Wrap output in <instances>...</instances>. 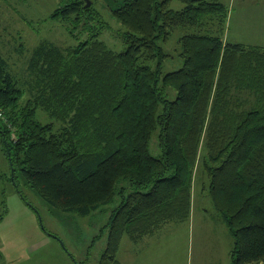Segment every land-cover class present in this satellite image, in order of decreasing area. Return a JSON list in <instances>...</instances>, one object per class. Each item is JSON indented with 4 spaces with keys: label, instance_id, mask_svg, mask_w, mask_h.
I'll use <instances>...</instances> for the list:
<instances>
[{
    "label": "trees",
    "instance_id": "obj_1",
    "mask_svg": "<svg viewBox=\"0 0 264 264\" xmlns=\"http://www.w3.org/2000/svg\"><path fill=\"white\" fill-rule=\"evenodd\" d=\"M111 1L125 28L121 38L110 31L127 45L121 51L101 39L111 24L93 0H59L50 17L76 44L39 43L26 84L0 53L4 212L8 183L28 200L19 173L52 206L83 215L112 203L124 181L104 252L119 263L125 234L138 241L190 216L205 138L209 193L234 239L230 264H264V46L226 38L219 0ZM174 32L183 64L165 71L174 55L162 42ZM154 133L159 156L149 149Z\"/></svg>",
    "mask_w": 264,
    "mask_h": 264
},
{
    "label": "rangeland",
    "instance_id": "obj_2",
    "mask_svg": "<svg viewBox=\"0 0 264 264\" xmlns=\"http://www.w3.org/2000/svg\"><path fill=\"white\" fill-rule=\"evenodd\" d=\"M93 1L111 24L101 39L106 40L114 50L125 49L127 45L122 39L119 42L110 32L116 30L120 38L125 32V28L110 15L112 1ZM219 1L226 4L229 10L225 31L228 40L246 45H264V0ZM58 4L59 0H0V53L7 59L11 72L20 83L26 84L30 79L28 61L33 49L43 40L62 47L76 44L77 39L68 32L67 24L50 17ZM171 6L179 9L183 4L174 1ZM179 36L174 32L162 42L164 50L174 55L165 60V71L178 69L183 64L179 56ZM171 97L174 98L175 93ZM38 115L45 122L51 120L41 109ZM205 142L203 138L196 161L192 188L195 201L191 205V215L185 221L162 224L156 230L160 229L158 232L143 238L144 246L138 247L125 234L117 253L120 264H198L199 261L201 264H224V255L227 260L230 259L234 239L209 193L207 165L210 161ZM149 149L155 156L161 153L157 133L153 134ZM9 170L0 135V250L5 256L0 257L2 264H118L104 257L108 242L106 225L113 208L120 203L118 196L126 182L118 184V195L112 203L83 215L64 210L61 206H52L19 173L17 180L28 200L16 191L13 184L8 183L5 213L1 175ZM176 247L181 250L175 254ZM140 254L146 255L143 261ZM246 264L261 263L250 261Z\"/></svg>",
    "mask_w": 264,
    "mask_h": 264
},
{
    "label": "crops",
    "instance_id": "obj_3",
    "mask_svg": "<svg viewBox=\"0 0 264 264\" xmlns=\"http://www.w3.org/2000/svg\"><path fill=\"white\" fill-rule=\"evenodd\" d=\"M251 45H255V44H251ZM260 46H264V45H260ZM193 201H195V195H193L192 194V203H193ZM192 207V206H191ZM191 211H192V208H191ZM190 215H191V213H190ZM183 221H185V220H183ZM175 222V221H174ZM177 222V221H176ZM180 222V221H179ZM163 226V225H162ZM160 230V229H159ZM158 230V231H159ZM158 231H155V232H158ZM154 232V233H155ZM229 232H230V230H229ZM231 234V233H230ZM147 236V235H146ZM146 236H144V237H146ZM143 237V238H144ZM148 237V236H147ZM143 238H141V239H139L138 241H135V240H133L130 236H129V239H132L134 242H135V244H137L138 245V247L139 246H144L145 245V241L143 240ZM232 249V248H231ZM134 250H136V249H134ZM174 250H175V254H176V251L177 250H181V248H174ZM1 251V253H2V256L3 257H5L4 256V253H3V251L2 250H0ZM230 252H231V250H230ZM140 256V258L142 259V261L145 259V257H146V255L145 256H142V254H140L139 255ZM175 261H176V257H175V259H174ZM146 261V260H145ZM230 262H231V255H230V259L229 260H227V258H226V256L224 255V264H230ZM0 263H1V261H0ZM261 264H263V262H260ZM2 264V263H1ZM118 264H120V262L118 263ZM174 264V263H173ZM178 264H180V262L178 263ZM198 264H201L200 263V261H199V263Z\"/></svg>",
    "mask_w": 264,
    "mask_h": 264
},
{
    "label": "water",
    "instance_id": "obj_4",
    "mask_svg": "<svg viewBox=\"0 0 264 264\" xmlns=\"http://www.w3.org/2000/svg\"><path fill=\"white\" fill-rule=\"evenodd\" d=\"M90 3H91V2H90V1H88V2H87V5L89 6V5H90Z\"/></svg>",
    "mask_w": 264,
    "mask_h": 264
}]
</instances>
